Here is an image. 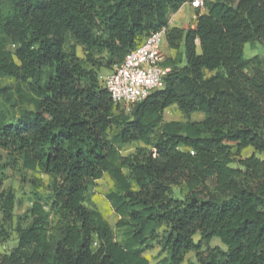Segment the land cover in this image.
Returning a JSON list of instances; mask_svg holds the SVG:
<instances>
[{
	"label": "trees",
	"instance_id": "16d2710c",
	"mask_svg": "<svg viewBox=\"0 0 264 264\" xmlns=\"http://www.w3.org/2000/svg\"><path fill=\"white\" fill-rule=\"evenodd\" d=\"M193 1L0 0V77L32 107L0 115V149L50 181V201L32 204L0 264H150L143 254L154 246L164 254L155 264H182L189 253L198 264H264V68L243 58L246 44L264 46V0H205L193 29L170 28ZM162 28L183 62L166 59L163 90L128 110L113 105L96 71L108 74ZM69 38L84 58L65 51ZM172 106L184 122L163 120ZM194 113L203 120L190 121ZM135 142L143 147L119 156L116 146ZM246 148L253 153L236 160ZM104 174L117 189L107 200L123 244L85 207ZM14 200L3 195L5 223ZM213 239L225 249L201 252Z\"/></svg>",
	"mask_w": 264,
	"mask_h": 264
},
{
	"label": "rangeland",
	"instance_id": "374dc122",
	"mask_svg": "<svg viewBox=\"0 0 264 264\" xmlns=\"http://www.w3.org/2000/svg\"><path fill=\"white\" fill-rule=\"evenodd\" d=\"M196 16L191 8L187 5L182 6L175 14L169 17L168 25L170 28H178L182 30L193 29L195 26ZM1 40V38H0ZM75 49L76 55L79 58H84L82 48L77 46L70 38L66 42L65 51H70L71 48ZM165 53L168 57H175L181 59L183 62V49L179 52L173 53L168 50L166 45L163 46ZM11 49V48H10ZM257 56L262 61L264 68V46L246 44L244 46L243 58L250 59ZM99 60V59H96ZM100 61V60H99ZM97 62V61H96ZM98 84L103 86L104 78L107 75V69L101 68L96 71ZM28 95L26 91H17L16 83L5 77H0V115L5 119L16 118L22 108L32 109L28 102ZM126 110V109H124ZM128 112V111H125ZM163 120L165 122L171 121H185L184 116L179 112L176 106H172L164 111ZM190 121H201L203 115L200 113H194L189 118ZM118 154L121 157H127L133 155L135 151L143 147L140 142L131 143L125 146H116ZM253 153L251 148L244 149L237 159H243L249 157ZM259 157V155H258ZM235 160V161H236ZM237 164H232L230 167L236 168ZM126 172V171H124ZM49 178L42 175L40 172L25 170L20 161H16L14 157L7 152L0 149V227L2 226L6 232V237L0 239V256L8 255L13 248L17 245L16 226L21 224L25 227L30 222L29 210L34 202H41L46 204L50 201V194L47 191L46 186L49 185ZM13 193L14 207L12 212L11 223H5L2 214V198L7 193ZM117 192L115 184L109 178L107 174H104L100 180L94 181L88 186L86 193L85 207L89 210L97 211L100 213L102 219L106 221L113 231L114 239L117 243L123 244L126 239V232L122 229L116 228L118 217L115 215L110 202L107 200V196L111 193ZM174 196L182 199L185 190L183 185L173 189ZM47 210V208H45ZM57 219L54 214L49 217V224L51 228L56 225ZM198 238L196 237L195 240ZM219 247L225 249L219 240L213 239L209 245L202 246L201 252ZM143 256L147 258L150 264H155L160 261L164 254L160 253V249L154 246L153 249L144 252ZM182 264H198L196 255L189 253L185 256Z\"/></svg>",
	"mask_w": 264,
	"mask_h": 264
},
{
	"label": "built area",
	"instance_id": "2783aa9c",
	"mask_svg": "<svg viewBox=\"0 0 264 264\" xmlns=\"http://www.w3.org/2000/svg\"><path fill=\"white\" fill-rule=\"evenodd\" d=\"M204 3L205 0H194L188 7L203 10ZM166 32V28H162L151 33L106 75L103 87L113 105L128 110L165 88V78L169 73V68L165 67L168 56L163 47L166 45Z\"/></svg>",
	"mask_w": 264,
	"mask_h": 264
}]
</instances>
